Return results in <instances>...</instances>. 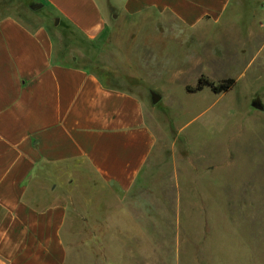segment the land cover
I'll return each instance as SVG.
<instances>
[{
	"label": "crops",
	"instance_id": "1",
	"mask_svg": "<svg viewBox=\"0 0 264 264\" xmlns=\"http://www.w3.org/2000/svg\"><path fill=\"white\" fill-rule=\"evenodd\" d=\"M122 1L111 7L130 18L160 16L162 39L190 40L188 60L264 48V0ZM33 2L43 20L0 12V264H75L104 225L126 222L158 140L147 91L59 56L47 18L98 41L110 21L99 0Z\"/></svg>",
	"mask_w": 264,
	"mask_h": 264
},
{
	"label": "rangeland",
	"instance_id": "2",
	"mask_svg": "<svg viewBox=\"0 0 264 264\" xmlns=\"http://www.w3.org/2000/svg\"><path fill=\"white\" fill-rule=\"evenodd\" d=\"M99 2L110 21L98 41L47 18L59 56L147 91L158 142L129 194L131 210H121L126 222L104 225L105 239L90 241L87 252L79 247L75 264H264V109L253 104L264 105V48L246 59L229 50L228 60H211L201 50L204 57L188 60L190 40L154 31L164 24L160 16L130 18L111 7L122 0ZM33 5L0 0V12L43 20L45 10ZM202 75L215 83L233 77L236 85L219 94L188 91Z\"/></svg>",
	"mask_w": 264,
	"mask_h": 264
},
{
	"label": "trees",
	"instance_id": "3",
	"mask_svg": "<svg viewBox=\"0 0 264 264\" xmlns=\"http://www.w3.org/2000/svg\"><path fill=\"white\" fill-rule=\"evenodd\" d=\"M236 85V79L233 77H229L226 79H223L217 83L214 81L209 80L206 76L202 75L194 87H187L188 91L190 92H196L201 91L205 87H209L213 92L219 94V93H225L231 90Z\"/></svg>",
	"mask_w": 264,
	"mask_h": 264
},
{
	"label": "water",
	"instance_id": "4",
	"mask_svg": "<svg viewBox=\"0 0 264 264\" xmlns=\"http://www.w3.org/2000/svg\"><path fill=\"white\" fill-rule=\"evenodd\" d=\"M42 6V4H35L33 5V8L37 9V8H40ZM152 97H153V101L154 102H158L160 99H161V96L158 95L157 93H152ZM254 106L256 108H259V109H264V105L262 103H260L259 101H255L254 103Z\"/></svg>",
	"mask_w": 264,
	"mask_h": 264
}]
</instances>
